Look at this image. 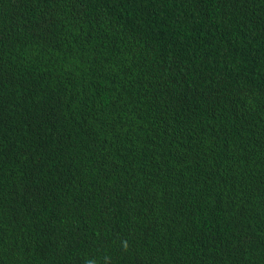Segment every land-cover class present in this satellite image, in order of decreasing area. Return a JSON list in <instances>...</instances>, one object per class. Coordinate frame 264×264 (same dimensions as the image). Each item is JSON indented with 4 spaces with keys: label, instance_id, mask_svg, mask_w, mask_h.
Returning a JSON list of instances; mask_svg holds the SVG:
<instances>
[{
    "label": "trees",
    "instance_id": "trees-1",
    "mask_svg": "<svg viewBox=\"0 0 264 264\" xmlns=\"http://www.w3.org/2000/svg\"><path fill=\"white\" fill-rule=\"evenodd\" d=\"M264 264V0H0V264Z\"/></svg>",
    "mask_w": 264,
    "mask_h": 264
},
{
    "label": "clouds",
    "instance_id": "clouds-1",
    "mask_svg": "<svg viewBox=\"0 0 264 264\" xmlns=\"http://www.w3.org/2000/svg\"><path fill=\"white\" fill-rule=\"evenodd\" d=\"M88 264H94V262L92 260H89Z\"/></svg>",
    "mask_w": 264,
    "mask_h": 264
}]
</instances>
